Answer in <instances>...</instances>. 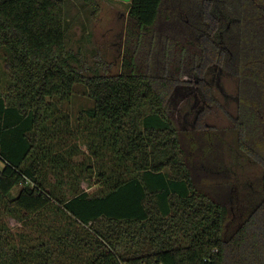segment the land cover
<instances>
[{
	"label": "trees",
	"instance_id": "1",
	"mask_svg": "<svg viewBox=\"0 0 264 264\" xmlns=\"http://www.w3.org/2000/svg\"><path fill=\"white\" fill-rule=\"evenodd\" d=\"M207 3L129 0L111 73L104 61L86 72L76 62L61 0H0V208L30 227L0 222V264H264V11L243 0L219 36L212 15L204 24ZM209 69L237 75L226 148L202 122L206 106L196 132L165 111L184 74L213 103ZM75 84L93 102L89 116L108 124L87 132L93 158L72 166L73 144L32 157L37 132L74 135L44 126ZM82 177L98 188H82Z\"/></svg>",
	"mask_w": 264,
	"mask_h": 264
},
{
	"label": "rangeland",
	"instance_id": "2",
	"mask_svg": "<svg viewBox=\"0 0 264 264\" xmlns=\"http://www.w3.org/2000/svg\"><path fill=\"white\" fill-rule=\"evenodd\" d=\"M64 10L63 23L64 35L67 48L73 50L78 59L76 62L83 63V71L95 68L98 61L109 63V71L115 73L119 70L120 56L122 51V40L125 26V20L128 12V0H61ZM164 10V9H162ZM163 13L158 20L159 26L162 24ZM3 55L0 53V70H3ZM99 71L102 68L99 67ZM188 76H181L178 84L184 82ZM2 84V76H1ZM8 80H6L7 84ZM221 88L213 84V95L215 104L208 106L202 115V122L209 126L211 132L216 133L220 139L224 140L223 147L231 144L234 138L232 118L236 116L237 105L239 103L237 75L234 72H222L220 75ZM176 85V91H172L166 102L165 111L172 119L177 128L186 129L196 132L195 108L192 109L190 104L194 94L187 87ZM85 87L82 84H75L69 96L61 101H57L56 105L49 109L50 117L45 128L52 133V128L60 127V129L68 130L65 140H59L57 133L54 136H47L46 141L41 139L37 132V139L33 143L31 149L32 157H35L37 148L52 149L53 152H62L68 146L73 144L76 151L71 153L70 164L72 166L80 165L84 162L88 163L87 158L93 156L88 151V144L91 137H87V132L99 134L108 127V124L102 120L92 118L88 114V109L93 106V102L85 94ZM197 118V117H196ZM61 120L62 122H54ZM22 124V123H21ZM65 129V130H66ZM34 132V131H33ZM63 133H60L62 135ZM199 134V133H198ZM198 136V135H196ZM50 143V144H49ZM71 147V148H73ZM108 152V151H107ZM108 162L107 159H105ZM94 165L96 162H92ZM260 167V166H259ZM259 167L250 166L249 174L259 171ZM99 168V167H98ZM97 168V169H98ZM66 172V171H65ZM247 172V170H246ZM50 175V173H49ZM79 185L89 191L98 188L96 184L97 178H91L88 183L87 177L76 179ZM20 185L14 187L11 195H15ZM0 222L6 223L12 232L18 230H27L28 224H22L17 218L2 212L0 208ZM264 261V253L262 255ZM57 261V258H53Z\"/></svg>",
	"mask_w": 264,
	"mask_h": 264
},
{
	"label": "flooded vegetation",
	"instance_id": "3",
	"mask_svg": "<svg viewBox=\"0 0 264 264\" xmlns=\"http://www.w3.org/2000/svg\"><path fill=\"white\" fill-rule=\"evenodd\" d=\"M189 1V0H188ZM242 1L243 0H208L207 3V17L206 20L204 21V24L206 25V28L211 29L212 28V22L210 21V16L212 15L215 18V21H213V28L215 27H219L218 30V35L220 36L221 34V30L223 28H229L230 27V23L232 22L233 19H236L237 17V9H239L242 5ZM248 3L250 5L255 4L256 6L259 7L260 12L262 13L264 11V0H247ZM195 2H193L192 4H194ZM172 7V5H171ZM193 8L195 7L196 10H198L197 12H200L199 10V6L198 5H193ZM257 10V11H259ZM208 33V31H207ZM210 34V31H209ZM230 39L233 38L234 36L231 34L229 35ZM220 40V39H218ZM222 72L219 70L216 71L215 69H209L206 72V77L204 78L206 80V82L209 85L210 88V92L213 94V84H215L216 87L221 88L222 84L220 83V75L222 74ZM226 72V71H225ZM229 72V71H227ZM183 76H188L187 74L182 75ZM183 87H187V89L190 90L191 93H195L196 91V95L194 94L192 99V102L190 104V107H192V109L195 108V119L198 116L199 110L204 109V106H206V108H208V106H211L212 103H207L202 95V90L200 88V86L198 85L197 79L196 78H192L190 76L187 77L186 80H184V82H181V84L178 85H182ZM177 85V84H176ZM174 86L173 91H176V87ZM214 96V95H213ZM215 98V97H214ZM215 104V100L213 101V105Z\"/></svg>",
	"mask_w": 264,
	"mask_h": 264
},
{
	"label": "built area",
	"instance_id": "4",
	"mask_svg": "<svg viewBox=\"0 0 264 264\" xmlns=\"http://www.w3.org/2000/svg\"><path fill=\"white\" fill-rule=\"evenodd\" d=\"M119 264H127V263H124V262H119Z\"/></svg>",
	"mask_w": 264,
	"mask_h": 264
},
{
	"label": "water",
	"instance_id": "5",
	"mask_svg": "<svg viewBox=\"0 0 264 264\" xmlns=\"http://www.w3.org/2000/svg\"><path fill=\"white\" fill-rule=\"evenodd\" d=\"M129 1V0H128Z\"/></svg>",
	"mask_w": 264,
	"mask_h": 264
}]
</instances>
